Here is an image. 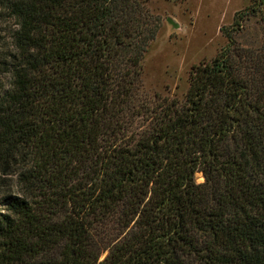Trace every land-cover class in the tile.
<instances>
[{
  "label": "trees",
  "instance_id": "16d2710c",
  "mask_svg": "<svg viewBox=\"0 0 264 264\" xmlns=\"http://www.w3.org/2000/svg\"><path fill=\"white\" fill-rule=\"evenodd\" d=\"M0 6L17 24L0 136L30 193L1 198L0 264H264V32L227 34L182 99L149 98L143 2Z\"/></svg>",
  "mask_w": 264,
  "mask_h": 264
},
{
  "label": "rangeland",
  "instance_id": "374dc122",
  "mask_svg": "<svg viewBox=\"0 0 264 264\" xmlns=\"http://www.w3.org/2000/svg\"><path fill=\"white\" fill-rule=\"evenodd\" d=\"M138 1L145 4L159 24L142 60L141 89L149 98L159 94L182 99L192 66L213 59L227 44V34H232L241 46L259 47L263 43L264 0L258 6L257 0ZM253 6H257V13L241 21L237 29L238 15ZM16 29L15 19L0 6V91L9 87L7 65L14 53ZM6 145L0 136V202L8 194H30L22 176L27 160L4 152ZM195 180L202 183V175L195 174ZM0 212H6L1 205Z\"/></svg>",
  "mask_w": 264,
  "mask_h": 264
},
{
  "label": "water",
  "instance_id": "95a60500",
  "mask_svg": "<svg viewBox=\"0 0 264 264\" xmlns=\"http://www.w3.org/2000/svg\"><path fill=\"white\" fill-rule=\"evenodd\" d=\"M168 22L172 23V20L168 19Z\"/></svg>",
  "mask_w": 264,
  "mask_h": 264
}]
</instances>
